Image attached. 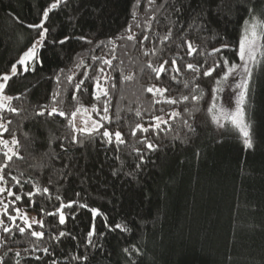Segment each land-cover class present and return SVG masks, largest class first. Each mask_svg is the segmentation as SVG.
I'll return each mask as SVG.
<instances>
[{"label": "trees", "instance_id": "trees-1", "mask_svg": "<svg viewBox=\"0 0 264 264\" xmlns=\"http://www.w3.org/2000/svg\"><path fill=\"white\" fill-rule=\"evenodd\" d=\"M52 2L0 0V76H11L12 65L37 39L39 29L29 26L41 22L44 9ZM163 2L156 0L157 5ZM199 2L171 0V7L155 9L148 7L147 0H139L138 7L137 0H72L70 8L62 6L49 14L45 21L48 42L39 49L42 63L28 72L17 65L18 74L5 88V95L22 97L13 100V106L22 111L19 115L3 114L13 121L9 127L16 130L23 146V159L14 158L5 169V177L11 171L22 183L30 180L40 188L33 197L34 204L29 206L28 197L23 195L16 207L45 222L44 229L34 225L33 230L45 233L39 244L48 247L49 255L31 251L35 238L27 231L21 236L14 229L12 240H8L0 230V238L5 240L0 246V264H17V260L19 264H51L53 260L56 264H264V66L254 68L244 106L246 121L251 124V148H245L237 129L231 124L219 127L208 112L213 104L212 90L226 71L221 57L239 63L244 22L255 16L258 23H264V0H204L202 13ZM175 7H182V13H176ZM249 8H253L251 14ZM196 13H201L206 30L188 27ZM178 19L180 22L174 23ZM129 28L136 39H116L126 37ZM170 28L172 36L162 43ZM80 36L93 43L77 39ZM144 36L148 39L141 44ZM64 37L71 39L63 45L51 42ZM110 39L113 44H108ZM185 39L198 49L191 58L186 54ZM100 42L104 43L96 48ZM259 42L264 46V40ZM225 44L228 48L222 52L208 55ZM113 48L114 53L110 51ZM90 49H95L94 54L100 58L116 57L111 69L105 66L110 74L108 115L112 118L105 127L113 133L121 132L125 141L122 145H117L114 137L112 144L102 137L72 144L73 133L66 118L33 113L39 105L52 106V94L58 87L62 101L59 107L69 117L78 105L90 110L94 104L98 110L103 108L93 98L91 77L96 75L100 61L93 64ZM153 50L155 56L143 55ZM81 58L91 66L87 69L89 80L85 81L88 90L78 92V100L74 101L75 89L67 85L65 77L75 72L76 80L83 78L85 68H76ZM172 59L177 60L179 75L171 72ZM150 60L157 66L169 61L165 65L168 71L161 73L160 79L146 67ZM190 62L203 65L198 78L187 70ZM216 63L221 67L211 76H203V71ZM61 69L63 83L57 85L55 77ZM122 74L133 79L122 82ZM194 84L199 85L197 93L191 91ZM148 87L167 91L163 96L153 95L146 91ZM199 91L203 92L202 99L193 102L191 95ZM186 95L189 100L182 101ZM167 98L177 103L168 104ZM173 111L179 115L170 118ZM154 116L168 121L167 125L161 124L163 131L150 127L155 123ZM92 117L99 119L96 113ZM137 124L149 131H137L133 137ZM143 137L157 145L155 151L149 152L139 143ZM4 138L10 139V134L5 133ZM136 148L147 154L140 169H136ZM114 171L118 175H113ZM128 172L133 175H126ZM12 183L9 180L10 186ZM33 183L24 184L23 191H31ZM45 187L49 194L43 193ZM13 190L21 192L19 186ZM69 201L75 203L73 208L63 210L64 225L59 224V214L46 215ZM80 204L87 207L81 208ZM92 209L99 214L94 217ZM118 224L126 225L129 231L116 228ZM93 225L96 234L92 239L100 247L87 244ZM60 231L66 236L59 242L49 239L51 233L58 235ZM133 247L140 255L132 251ZM125 248L131 255L124 252ZM16 251H20V257L15 256ZM37 256L40 259H35ZM73 256L88 259L73 260Z\"/></svg>", "mask_w": 264, "mask_h": 264}, {"label": "snow or ice", "instance_id": "snow-or-ice-1", "mask_svg": "<svg viewBox=\"0 0 264 264\" xmlns=\"http://www.w3.org/2000/svg\"><path fill=\"white\" fill-rule=\"evenodd\" d=\"M72 0H53V2L43 11V19L39 24L30 25L29 27L39 29L37 33V39L31 44L30 47L27 48L26 51L23 52V54L20 56L19 60L12 65L11 68V76L9 75H3L0 76V80L3 82H0V156L3 157V163L0 164V230L4 234H7L8 240H12V234L13 230L16 229L21 234V236L26 234V231L30 233V236L35 238L34 246L31 249V251H43L45 255H49V249L48 247H41L39 242L44 239L45 233L43 231H36L33 230L34 225H39L41 229L45 228V222L43 220H37L35 218H32L31 221L29 220L27 212L21 211L20 208L16 207L17 202H20L22 200V196L26 195L29 200V206L31 204H34L35 201L33 200V197L40 193V188L35 185L30 180H25L23 183L21 180L11 174V171H9L7 178L5 177V169L10 167V162L13 161V159H23V157L20 155L21 148L23 147L21 145V142L17 139L16 136V130L10 129V125L13 123L11 119H8L6 116H4V113H11L14 115H19L22 111L21 108L14 107L13 106V100H22L21 96H10L5 95V88L8 85L9 80L11 77H14L18 74V68L17 65H20L23 67L24 72H28L30 69L35 70V65L42 63L41 59V53L39 52L40 48H43L46 46L48 40V33L49 29L45 27V21L49 18V14L53 12L55 9H61L63 8H70L71 7ZM203 4L204 0H200L198 7L201 9V13L203 10ZM147 5L149 8H164L166 5L171 7V0H164V2L160 5L156 4V0H147ZM135 6H139V0H137V4ZM167 10V9H166ZM147 11V8L145 9ZM174 11L176 13H182L183 9L182 7H175ZM195 12V10H193ZM253 12V8H249V13L251 14ZM201 13H196L191 19V22L189 23V28H197L201 31L206 30L207 25L205 22H203V17ZM135 15V13H133ZM155 17H150V19H154ZM72 19V17H70ZM199 21V22H198ZM180 20L178 19L174 23H179ZM244 30L242 32L241 38L239 40V63L236 62H229V59L225 56H222L221 59L223 60V68L226 69V71L223 72V75L217 79L216 84L217 87L213 88L212 92V100L213 104L211 107L208 108V112L212 114V120L214 123H217V125L221 128L226 127L227 124H231L235 129L239 131L241 136L243 137V142L245 148H251L252 147V139L250 134V128L251 124L246 121V114H245V102L246 98L249 92V83L253 76V70L256 67L264 66V46L261 45L259 42L260 40H264V31H257L258 28L264 30V23H258V18L253 16L251 22L246 20L244 22ZM139 27V25H137ZM128 35L126 37H117L116 39H127L128 41H132L136 39L135 35L131 33V28L127 29ZM181 31H185V29H181ZM172 36V29L170 28L168 30V33L162 38L161 42H165L169 40V38ZM71 37H64L63 39H60L59 41L53 40L51 41L53 44L60 43L61 45L65 44ZM77 39L84 40L86 43L92 44L93 42L87 37L80 36L77 37ZM148 37L144 36L143 40L140 41L141 44H143L144 40H147ZM104 42H100L99 44H96V48L101 47V45ZM113 40H109L108 44H113ZM184 44L187 45V51L186 54L188 57H192L194 53L198 51L196 47L193 46V43L185 39L183 41ZM177 47H180L178 45ZM228 48V45H222L221 48H214L211 52L208 53V55H214L215 53L222 52L223 49ZM114 53L115 49H111ZM89 52L91 53V59L93 64L96 63L97 60L100 61V66L95 68L96 75L92 76L91 79L94 81L93 86V98L97 101V104H103V108L101 110L97 109V105L94 104L91 107V112L96 113V115L99 117L98 120L92 119L91 115L88 116L87 119H84L81 121L82 126H77L76 123V117L78 114L87 113L89 110L85 108L83 105H78L75 109V111L71 112V115H69L59 107V105L62 103L60 100L61 97V91L58 87L57 90H55L52 94V100L51 104L52 106L49 108L48 105H39L38 109H34L33 113L35 116L43 117L45 115L49 117L53 116H59L62 118H66L68 120V127L71 129V132L73 135L71 136V143L72 144H82L86 139H95L96 137H102L108 144L113 143V137L115 140V143L117 145H122L125 143L122 134L120 131L110 132L106 127V123H111L112 118L108 115L109 113V106L111 103L110 100V91L108 85L110 84V74L105 72V66L107 68H112V60H114L116 57L115 55L112 56V59H106V58H100L94 54L95 49H90ZM144 56H155L156 52L153 50L151 52L144 51ZM169 63L168 60H164L162 63H160L158 66L155 65L151 60L147 63L146 67L151 70L152 73L155 74L156 79H160L161 73L167 72L168 69L165 68V65ZM91 66H86L84 59L81 58L79 62L76 64V68H85V71L83 73V78L76 80L75 75L76 73L73 72L72 74H69L65 77L67 81V85L71 86L75 89V91L72 93V99L78 100L77 93L81 91H87V87L85 86V81L89 80V72L88 68ZM203 65H197L194 63H187L186 68L187 70H190L193 73L198 75L201 72V68ZM221 65L219 63L214 64L213 67L207 68L203 71V76L209 77L212 75V73L216 70V68H220ZM143 71V69H142ZM171 72L176 73V75L180 74V68L177 66V60L172 59L171 60ZM64 73V70L61 69L60 73H58L55 77L57 85H61L63 82L61 80V75ZM230 77L232 78V82L228 84L229 87L232 86V83L235 84V88L238 89V97L236 102V108L234 111L231 110H225L224 111V123H220L217 116L215 115V100H216V92L219 88V85L221 82H228ZM236 77H239V80L236 79ZM133 77L131 75H123L122 74V82L124 81H131ZM172 79L175 80L176 76H172ZM195 79V78H194ZM103 81V84L101 83ZM112 89H115V84L110 85ZM185 87H188L187 84H185ZM199 90V85L194 84L191 91L192 93H197ZM147 92L153 93V95L159 94L163 96L164 92L167 91L165 88H158V87H148L146 89ZM103 97V99H102ZM203 97V92L199 91L198 94H192L191 100L193 102H198ZM182 101L189 100V96H183ZM159 102V101H157ZM166 102L168 104H176L177 101L171 98H167ZM139 116V112L137 113ZM179 113L173 111L171 113L170 118L177 117ZM153 121H155L154 124L150 125L151 128L154 130H161V124L167 125L168 121L164 120L163 117L160 116H154ZM185 126H187L191 130V125L188 124V121H184ZM103 129V131H101ZM137 131H141L144 133H147L149 131V128L144 127L143 125L137 124L135 128L132 130V136L135 137L137 134ZM9 133L10 139H5L4 134ZM67 139V137H65ZM139 143L143 144L144 147L149 151H155L157 148V145L152 143L150 140H148L146 137H143L140 139ZM62 150H66L64 148V144H61ZM133 151L138 155L139 157V163L136 164V169H140L146 161V153L142 152L139 148L133 149ZM59 158V157H57ZM119 158V157H117ZM65 167H68L65 165ZM113 175H118L116 171L113 172ZM128 176H132V172L126 173ZM9 180L12 181V185H9ZM27 183H33V188L31 191L24 192V184ZM19 186L21 189L20 193L15 192L13 189L14 187ZM44 194H49V189L47 187L43 188ZM6 194V197H5ZM79 195V194H77ZM14 197V199H13ZM57 200H61L60 196L56 197ZM75 202L69 201L67 204L61 203L59 208L56 209L55 212H47L46 215L48 216H56L59 214V224L64 225L66 222V216L63 212L65 208L71 209L73 208ZM79 207L85 208L87 205L80 204ZM11 208V212L9 209ZM93 216H97L99 213L96 209H92ZM12 212L15 213V215L12 214ZM41 212H44V209H41ZM4 217H6L7 222L5 221ZM73 218H75V215H73ZM20 221V223H17V221ZM110 227V226H109ZM116 228L120 229L121 231H129L126 225H116ZM95 225L92 226L91 230L88 232V240L87 244L91 245L93 247H100L97 244H94L92 237L95 235ZM101 236L103 233L100 234ZM66 233L64 231H60L59 234L51 233L49 236V239L53 241H60L61 237H65ZM73 239H76V237H72ZM14 242V241H13ZM5 243V240L3 238H0V246H3ZM27 251V249H25ZM8 251H11L9 248ZM132 251L136 253V255H140V251L136 249L135 247L132 248ZM124 252L126 254L131 255L128 248L124 249ZM21 253L20 251L15 252L16 257H20ZM35 259H40V257H35ZM73 260L80 259L81 261H85L88 259L87 256L83 257H72ZM17 264H19V260H17ZM51 264H56V261L53 260ZM135 264V262H133Z\"/></svg>", "mask_w": 264, "mask_h": 264}, {"label": "rangeland", "instance_id": "rangeland-1", "mask_svg": "<svg viewBox=\"0 0 264 264\" xmlns=\"http://www.w3.org/2000/svg\"><path fill=\"white\" fill-rule=\"evenodd\" d=\"M252 20V19H251ZM251 20H249L251 22ZM244 30V28H243ZM260 31V28L257 29ZM240 62V61H239ZM239 80V77H236ZM232 82V78L230 77L228 82H221L218 88V94L215 100V115L217 116L218 120L224 121V111L231 110L234 111L236 108V102L238 97V89L235 88V84L232 83V86L229 87L228 84ZM87 113L78 114L76 117L77 126H82L81 121L87 119L89 115L92 117V112L90 109ZM29 217V220L33 217Z\"/></svg>", "mask_w": 264, "mask_h": 264}]
</instances>
